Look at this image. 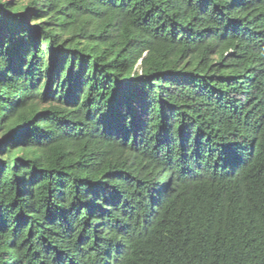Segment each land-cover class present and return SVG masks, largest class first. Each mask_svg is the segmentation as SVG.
Masks as SVG:
<instances>
[{"label":"trees","instance_id":"obj_1","mask_svg":"<svg viewBox=\"0 0 264 264\" xmlns=\"http://www.w3.org/2000/svg\"><path fill=\"white\" fill-rule=\"evenodd\" d=\"M0 264H264V0H0Z\"/></svg>","mask_w":264,"mask_h":264}]
</instances>
